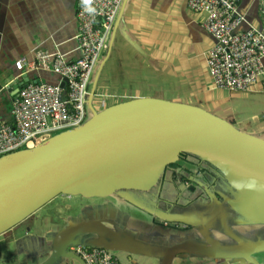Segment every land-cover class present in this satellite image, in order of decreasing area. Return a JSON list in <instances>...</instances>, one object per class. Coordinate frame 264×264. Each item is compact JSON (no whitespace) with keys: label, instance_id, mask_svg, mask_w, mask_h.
Returning a JSON list of instances; mask_svg holds the SVG:
<instances>
[{"label":"water","instance_id":"95a60500","mask_svg":"<svg viewBox=\"0 0 264 264\" xmlns=\"http://www.w3.org/2000/svg\"><path fill=\"white\" fill-rule=\"evenodd\" d=\"M107 59L90 93L91 118L85 124L0 158V236L60 196L105 199L120 192L132 201L127 192L152 191L185 154L212 166L228 184L231 196L220 194V202L212 195L219 206L227 205L244 226L264 227V139L202 107L159 98H134L98 111L94 98ZM34 80L27 76L23 83ZM61 86L66 90L67 81ZM146 210L163 226L181 227L182 238L168 246L146 245L121 237L98 219L72 221L54 236L52 255L44 264H86L70 248L86 245L82 239L87 235L94 236L93 248L148 256L160 264H174L181 256L261 264L255 255L264 252V239L229 232L226 237L233 243H228L193 215ZM188 232L197 234L187 240Z\"/></svg>","mask_w":264,"mask_h":264},{"label":"crops","instance_id":"0c3cea01","mask_svg":"<svg viewBox=\"0 0 264 264\" xmlns=\"http://www.w3.org/2000/svg\"><path fill=\"white\" fill-rule=\"evenodd\" d=\"M189 1H124L126 2L124 10L122 9L124 3L121 7L123 13L120 10L121 16L115 23L108 48L100 63L101 66L103 60L108 58L103 67V70L107 67V74L102 88L99 89L97 86L96 96L99 104L94 106L101 108L105 103L107 108L143 97L196 106L207 104L209 112L231 122L242 131L263 137L264 115L260 121L261 115L254 112L253 107L264 106V76L247 93L215 89L207 65L208 53L214 46L215 39L204 27L205 16L193 13L189 8ZM77 9L78 0H0V127L12 123L11 109L19 93L17 86H20L27 76L32 80H42L50 84H57L60 81L57 75L43 70L32 73L19 71L16 68L17 61L21 59L32 61L38 52L51 55L60 53L69 62L80 58ZM238 11L245 18L239 31L256 28L264 32V0H242ZM152 64L156 67V79L161 80V89L158 93L141 89L144 80H148V73L146 76L136 75L135 79L140 84L135 85L133 82L131 85L126 84L132 79L128 73H135L138 67L150 69ZM125 194L92 206L93 208L85 206L82 209V216L75 221L101 220L121 237H128L146 245L168 246L175 241L164 238L160 231L157 234L153 233L154 235L149 234L150 228L140 225L143 220L122 211L117 199L124 200V203L137 212L148 215L150 227L152 223L158 228L164 226L146 208L168 211L159 208L155 202L147 203L138 197H131L130 192H127V195L132 201H127L124 198ZM54 201L0 236V264H44L49 260L54 236L72 222H67L65 217L60 221L46 212ZM57 208L56 206L54 211L56 217ZM229 212L232 210L229 209ZM233 213L236 218L230 220L231 224L225 223L223 228L218 229L224 234H220L223 239H227L226 234L229 235V232L230 235L237 237L264 239V227L244 226L240 216L234 211ZM180 228L171 225L166 229L177 232ZM142 229L148 235L141 231ZM261 230L262 232L258 234L257 231ZM215 236L221 240L216 234ZM191 238L193 237L190 235L185 239ZM92 241H94L92 235L84 236L82 239V242L89 246ZM70 250L73 252V247ZM114 253L119 264H160V260L148 256L122 251ZM60 264L80 263L75 260H63ZM174 264L248 263L181 256Z\"/></svg>","mask_w":264,"mask_h":264},{"label":"built area","instance_id":"2783aa9c","mask_svg":"<svg viewBox=\"0 0 264 264\" xmlns=\"http://www.w3.org/2000/svg\"><path fill=\"white\" fill-rule=\"evenodd\" d=\"M125 0H78L77 27L80 58L69 62L63 54L38 52L34 60L16 62L19 71L40 70L57 75L59 83L36 80L23 83L13 102L12 123L0 127V158L32 149L56 133L78 128L87 122L89 82L108 48L109 38ZM242 0H190L193 13L205 16L204 27L214 37L207 65L213 87L247 93L264 76V32L256 28L239 31L244 16L238 11ZM67 81L66 90L61 83ZM66 92V100L64 93ZM97 97V96H95ZM106 108L103 103L98 111ZM86 264H119L114 252L86 245L73 247Z\"/></svg>","mask_w":264,"mask_h":264},{"label":"flooded vegetation","instance_id":"af4514ba","mask_svg":"<svg viewBox=\"0 0 264 264\" xmlns=\"http://www.w3.org/2000/svg\"><path fill=\"white\" fill-rule=\"evenodd\" d=\"M181 157L180 160H182L181 162L184 168L178 173V175H180L179 177L175 175V169L171 170L170 165L166 169L158 185L152 191L130 192V196L135 198L138 197L140 200H144L147 203L155 202L162 210L172 213L177 212L180 214V209H188L186 214H192L202 220L214 236L215 234L224 235L221 231H218V229L220 227L223 228L225 223L231 224L230 220L236 217L233 211L229 212L230 208L227 205H224V207L219 206L212 198V195H215L220 202H222L220 194L231 196L228 184L222 176L219 175V172L209 164L191 155L189 156L186 154ZM193 170H197L198 174L193 175ZM185 178L187 180H185ZM185 189H187L186 191L189 192V195L187 197H182L181 193L185 192L183 191ZM175 190L178 192L179 196L175 193ZM257 232L259 234L262 230ZM197 236L200 240V236ZM221 241L231 243L229 238H225V240Z\"/></svg>","mask_w":264,"mask_h":264},{"label":"rangeland","instance_id":"374dc122","mask_svg":"<svg viewBox=\"0 0 264 264\" xmlns=\"http://www.w3.org/2000/svg\"><path fill=\"white\" fill-rule=\"evenodd\" d=\"M103 57H104V55H102L101 60H102ZM98 68L93 73V75L91 77V80L89 82V91H92V89L94 87L96 76H97V73L99 71ZM104 69L105 70L102 71L100 80L98 82L99 83L98 84V88L99 89L102 88L103 81L105 80V76L107 74V67L104 68ZM124 73L127 74L126 70H124ZM146 73H148V75H147L148 76V80H144V82L141 84V86H142L141 89H143L144 91H147V92H150V91L153 90L155 93H158V91L161 89V86H160L161 85L160 84L161 80L160 79H156V67H155L154 64L151 65L150 69H143L141 67H138L135 73H133V72L128 73V75L132 76V79H131V81L129 83L126 82V84H130L131 85L132 82L135 85L140 84V82L136 81V79H135L136 75L142 76V74H143V76H146ZM167 83L168 82H166V84ZM151 95H153V94H151ZM109 102L112 103L111 100H109ZM94 104L96 106H97V104H99L97 97H95ZM198 106L202 107V108H204L206 110L210 109V108H208L209 106L207 104L206 105L205 104H199ZM253 111L256 112V113H259L261 115L260 116V121H262L261 117L264 115V106L255 105L253 107ZM90 118H91V114L89 113L87 121ZM57 134L58 133H56L55 135H57ZM260 137H262V136H260ZM262 138L264 139V136ZM171 170H173V169L171 168ZM197 174H198V171L197 170H193V175H197ZM186 190L187 189L183 190L185 192L181 193L182 197H187L189 195V192H187ZM230 192H231V190H230ZM175 193L178 194V192L176 190H175ZM121 194L122 193H120V192L116 193L111 198H108V199H105V200H101V199H97V198H95V199H87V198H84V197H81V196H77V197H74V196H61V197H58V199L56 201H54L53 204L48 206V209H47L46 212H48L51 217H54V218H56V219H58L60 221H62L64 217H65L64 219H66L67 222L75 221V220L79 219L82 216V214H83L82 213V209L85 208V206L88 205V208H91L92 206L108 202L109 200H113V199H115V197L121 196ZM178 196H179V194H178ZM117 200L119 202V207L121 208L122 211H125V212L129 213L131 216H134V217H136L138 219L141 218L143 220V221H141V223L138 222V221H135V222L138 223V224L140 223V225H142V227H144V228H150L151 232H148L149 234H153V233L157 234V232L160 231L162 233V236L164 238H167V239L182 238V234H180V230H178L177 232H174V231L166 229L167 226L158 228V227H155V224L153 225V223H152V227H150L151 225L148 222L150 220V217L148 215H145L143 213L137 212L136 209H134L133 207L127 205L122 200H119V199H117ZM56 206L58 207L57 208V212H58L57 217L54 214ZM187 211H188V209H180L179 210L180 214H186ZM190 211L194 212L192 210H190ZM141 231H143V229ZM143 232L146 233L145 231H143ZM190 235L191 236H193V235L196 236V233L188 232L184 236L189 237ZM216 235L221 240H225V239H223L222 235H220V234H216ZM255 257L259 260V262L264 264V252L256 254Z\"/></svg>","mask_w":264,"mask_h":264},{"label":"trees","instance_id":"16d2710c","mask_svg":"<svg viewBox=\"0 0 264 264\" xmlns=\"http://www.w3.org/2000/svg\"><path fill=\"white\" fill-rule=\"evenodd\" d=\"M186 155V154H185ZM190 156V155H189ZM193 157V156H192ZM182 158V157H181ZM180 158V159H181ZM180 162H177V163H175V164H172L171 166H170V168H172V169H175V175H178V173L181 171V170H183V166H182V160H179ZM174 167V168H173ZM180 175H178V177H179ZM184 180V179H183ZM185 180H187L186 178H185Z\"/></svg>","mask_w":264,"mask_h":264},{"label":"clouds","instance_id":"9594fccd","mask_svg":"<svg viewBox=\"0 0 264 264\" xmlns=\"http://www.w3.org/2000/svg\"><path fill=\"white\" fill-rule=\"evenodd\" d=\"M85 6H86L88 12H90V13L95 12L94 8L88 6V0H85Z\"/></svg>","mask_w":264,"mask_h":264},{"label":"bare ground","instance_id":"6f19581e","mask_svg":"<svg viewBox=\"0 0 264 264\" xmlns=\"http://www.w3.org/2000/svg\"><path fill=\"white\" fill-rule=\"evenodd\" d=\"M35 148V147H34Z\"/></svg>","mask_w":264,"mask_h":264}]
</instances>
